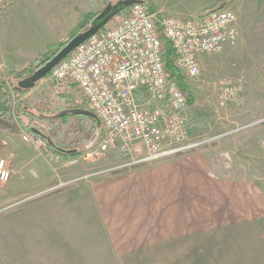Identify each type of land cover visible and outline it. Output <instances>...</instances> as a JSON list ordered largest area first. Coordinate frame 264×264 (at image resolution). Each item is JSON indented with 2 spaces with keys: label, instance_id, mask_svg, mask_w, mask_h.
Returning a JSON list of instances; mask_svg holds the SVG:
<instances>
[{
  "label": "rangeland",
  "instance_id": "rangeland-1",
  "mask_svg": "<svg viewBox=\"0 0 264 264\" xmlns=\"http://www.w3.org/2000/svg\"><path fill=\"white\" fill-rule=\"evenodd\" d=\"M117 1L109 0L106 2L102 0L101 3L99 2L100 8L97 11L100 12L108 3H112L113 5ZM155 1L158 5H163L166 8L174 7L179 11L183 10L180 13L183 14L184 12L192 13L201 8L206 12L221 7L231 0ZM54 4L56 7H67L71 4V0H0L1 39L3 38L1 35L4 32L7 35L10 29L13 28V25L9 23L14 18L21 21L22 26L41 29V22L39 21L41 12L45 13ZM261 4L263 12L259 10V5ZM231 9L236 12L237 18H239L236 6H233ZM52 10L50 9V11ZM123 13L125 14L126 12ZM263 14L264 0H258L257 7L251 6L242 16L244 28L246 29L241 34L243 40H240L239 37L235 46L228 47L216 54L201 57L200 73L197 78L183 79V83L187 85L192 98L186 111L189 139L214 136V139L209 141V143L193 151L207 152L204 153L209 159L211 171L215 176L226 177L232 180L249 181L248 184L252 189L259 187L262 191L263 215L258 219L256 227H252L250 224H246L244 227L246 231L247 229H257L256 237L244 229H230L228 234L215 233L210 237L208 236L209 229H197L195 235L193 233L190 237L183 235L178 240L191 241L194 245L193 247L191 245L183 248V255L178 256L176 264L264 263ZM179 18L188 19L190 17L180 16ZM115 21L116 18L112 19L109 26L113 25ZM88 26L89 24L86 27ZM64 27L65 23L62 22L61 30ZM30 37L32 40L27 37L30 39L29 42H32L31 48L33 51L30 52L34 53L33 56H37V59L34 57L33 60L35 61L30 69H27L32 73L39 64V55L47 47L45 46L42 50H38V53L35 48L39 47V36L32 35ZM69 38L68 36L64 41L52 43L55 48L53 54ZM24 39L26 38L24 37ZM47 53L49 54V51L45 52L44 55ZM28 56L29 58L31 57V55ZM220 83H230L238 88L237 96L225 106L219 104L218 87ZM13 93L14 98L17 100H21L22 98L30 107H35L36 111H33L36 115H38V112L57 113L68 111L69 113L64 121L51 120L49 117L46 123H41L43 126L42 141L48 150L46 153L36 148L31 141L26 142L21 136L22 129L9 131L15 133L13 138H10L8 135H0V157H4L13 169L9 181L5 183L0 182V217L3 215L9 216L10 214L24 210L30 207V205L42 202L53 194L79 182L92 180L96 178V175H92L93 173L100 172L98 175L108 174L117 166L116 163L118 165L119 163L125 165L131 162L128 157L122 158L123 160H113L116 156L114 157V153L110 151L96 160L88 159L75 163L69 162L68 159L72 155L84 153L95 148L102 137V129L96 118L90 115L87 117L85 115L74 114L73 110L75 109L90 110L85 103L83 95L75 85L58 84L50 78L44 77L33 88L24 92V94L27 93L25 97L23 93L16 91ZM45 127H50L52 131H56L57 133L52 135ZM17 150L21 151L18 155V160L21 163L14 166L17 168L15 170L11 161L12 159L15 160V152ZM184 154L186 153L180 155ZM141 155L136 154L138 158ZM137 157L134 158L136 159ZM173 157L149 161L146 162V165H152V163L165 161ZM29 160H31V165L21 168L22 166L20 165ZM11 182L14 183V186H10ZM42 203L38 204L39 206L35 209H32L33 213H47L48 205L45 206ZM45 231L47 229H25L26 234L32 238L33 236L40 235L39 233H34ZM76 236L77 234L68 231V229H50L49 233L45 235L46 240L52 246L51 250L58 257L65 259L59 264H72L76 262L77 259L75 257L73 260V255L81 248V246L74 245L72 238ZM26 241L25 234L17 235L16 244L14 245V254L15 256L18 254L16 260L19 259L21 252L26 251L20 248L25 245L23 242ZM211 243H213V247ZM92 244L90 245L91 248ZM81 251L83 250L81 249ZM1 259L4 258L1 257ZM86 260L89 264H98L99 262L98 259L88 254ZM5 261H0V263L4 264ZM106 263L108 262H104L103 264ZM7 264L14 263L9 262Z\"/></svg>",
  "mask_w": 264,
  "mask_h": 264
},
{
  "label": "crops",
  "instance_id": "crops-1",
  "mask_svg": "<svg viewBox=\"0 0 264 264\" xmlns=\"http://www.w3.org/2000/svg\"><path fill=\"white\" fill-rule=\"evenodd\" d=\"M101 1L71 0L67 7H56L54 4L45 13L41 12V29L22 26L21 21L14 18L9 23L13 28L7 35L3 33L2 39L0 37V77L30 69L35 61L34 53L30 52L33 51L30 36H39V47L35 48L37 51L50 43L64 41L79 26L81 14L97 12ZM227 3L222 6L237 8L238 40L239 37L243 40L241 34L246 29L242 16L251 6L257 7L258 0H231ZM259 10L263 12L262 4ZM150 11L179 18L195 17L203 9L180 14L183 10L166 8L153 0ZM62 22L65 23L63 30ZM0 135L13 138L15 133L0 129ZM132 149L127 156L130 160L135 159L136 154L143 155L145 151L138 143L133 144ZM20 152L17 150L15 160L11 161L15 170L17 168L14 166L21 163L18 160ZM110 152L116 156L113 160L127 158L117 150ZM204 152L191 151L116 174L93 173L96 178L61 190L43 200V203L32 204L9 216H1L0 261L6 260L4 264H59L65 259L51 250L52 246L45 235L50 229H68L77 234L72 238L74 245L81 246L73 255V260L75 257L77 260L72 264H89L87 254L98 259V264H176L178 256L183 255V248L194 245L191 241H178L183 235L190 237L192 233H197V229H209L210 237L215 233L228 234L230 229H244L246 224L256 227L263 215L261 189H252L249 181L215 176ZM30 162L21 164V168L31 165ZM116 164L114 169L124 166ZM10 186H14V183L11 182ZM40 203L48 205L47 213H33L32 209ZM25 229L47 231L36 232L34 234L40 235H32V238ZM247 231L256 237L258 230ZM18 234H25L27 241L20 248L27 252H21L22 255L20 253L16 260L18 254H14V245Z\"/></svg>",
  "mask_w": 264,
  "mask_h": 264
},
{
  "label": "built area",
  "instance_id": "built-area-1",
  "mask_svg": "<svg viewBox=\"0 0 264 264\" xmlns=\"http://www.w3.org/2000/svg\"><path fill=\"white\" fill-rule=\"evenodd\" d=\"M123 12L112 18L113 25L109 26L111 19L77 45L46 76L58 84L75 85L90 109L86 111L102 129L96 147L72 155L70 163L96 160L111 150L127 157L138 143L145 152L124 165L130 166L189 153L214 139H189V103L178 77L182 82L197 78L201 57L237 44L236 12L221 6L181 19L158 15L140 1ZM237 92L234 85L220 83L219 104L233 101ZM21 131L26 142L48 152L42 139ZM12 171L0 157V182L9 181Z\"/></svg>",
  "mask_w": 264,
  "mask_h": 264
},
{
  "label": "trees",
  "instance_id": "trees-1",
  "mask_svg": "<svg viewBox=\"0 0 264 264\" xmlns=\"http://www.w3.org/2000/svg\"><path fill=\"white\" fill-rule=\"evenodd\" d=\"M108 2L107 0H103ZM120 0L117 1V3ZM135 1H140L143 3H147L149 6H152L153 0H135ZM127 8H123L121 12L125 11ZM99 12L95 13H83L81 14V20L79 21V26L77 27L78 29H75L69 36L70 38L74 36L75 34H78L79 32L83 31L87 24H90L91 21L96 17V15ZM87 29V27H86ZM54 44L50 43L48 44L45 48L46 50L42 52L40 56V61L39 64L36 68L41 66L44 62L49 60V58L53 55V51L55 48L53 47ZM53 47V48H52ZM52 48V50H51ZM46 55L45 52H48ZM167 56L170 55V50L166 53ZM39 58V57H38ZM168 69L175 74L174 69L172 68L170 63H167ZM31 73L27 69H22L17 72H12L10 73L6 78L3 83H0V129L6 130V131H15L16 129H22L26 132H28L31 135H34L36 137H39L40 139H43L42 136V124L43 122H47L49 120V117L51 120H59V121H64L66 120V116L69 113L68 111H60V112H44L40 113L38 112V115L34 113L33 110L36 111L35 107H30L28 103L25 101L17 100L15 99V102H13V96L12 92L16 91L18 93H24L25 91L28 90H22L19 89L16 85L17 81L29 76ZM48 75V74H47ZM18 79V80H16ZM179 83H180V88L187 93V98H188V103L192 101L191 94L188 90V87L186 84L180 80V77H178ZM16 80V81H15ZM16 86V87H15ZM72 110V108H71ZM38 111V110H37ZM77 115H85L88 117V115L84 113H74ZM46 130H49L52 135H55L57 132L52 131V128L50 127H45ZM79 152V151H77ZM75 152V153H77ZM74 153V154H75ZM146 163H137V164H132L130 166H122L120 168H116L110 171V174H116L120 172H125L129 170L130 168H136L141 165H145Z\"/></svg>",
  "mask_w": 264,
  "mask_h": 264
},
{
  "label": "water",
  "instance_id": "water-1",
  "mask_svg": "<svg viewBox=\"0 0 264 264\" xmlns=\"http://www.w3.org/2000/svg\"><path fill=\"white\" fill-rule=\"evenodd\" d=\"M135 0H120L118 3L112 5L108 3L105 7L96 15L91 21L90 25L82 32L75 34L69 38L64 45L59 48L46 62L35 69L29 76L24 77L17 81L16 85L19 89L29 90L35 86V84L47 76L51 69L63 58H65L77 45L84 42L89 36L96 33L102 27H104L116 14L122 11L123 8L129 7ZM5 79L0 77V83H3ZM66 112V111H64ZM74 113H84L91 115L90 112L83 109H75Z\"/></svg>",
  "mask_w": 264,
  "mask_h": 264
}]
</instances>
